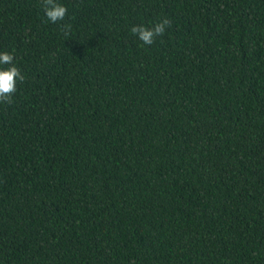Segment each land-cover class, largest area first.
<instances>
[{
	"label": "trees",
	"instance_id": "obj_1",
	"mask_svg": "<svg viewBox=\"0 0 264 264\" xmlns=\"http://www.w3.org/2000/svg\"><path fill=\"white\" fill-rule=\"evenodd\" d=\"M58 2L0 0V264H264V0Z\"/></svg>",
	"mask_w": 264,
	"mask_h": 264
},
{
	"label": "clouds",
	"instance_id": "obj_2",
	"mask_svg": "<svg viewBox=\"0 0 264 264\" xmlns=\"http://www.w3.org/2000/svg\"><path fill=\"white\" fill-rule=\"evenodd\" d=\"M45 16L48 21L56 24L58 21H64L68 14V9L58 0H41ZM171 27V21L165 17L156 22L151 27L144 25H135L131 27V33L145 45H152L157 37L166 34V29ZM71 24H63L62 31L68 35L71 31ZM14 55L9 52H0V104H12L13 95L17 90V81L23 82L25 77L20 69L13 63Z\"/></svg>",
	"mask_w": 264,
	"mask_h": 264
}]
</instances>
